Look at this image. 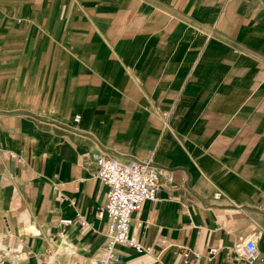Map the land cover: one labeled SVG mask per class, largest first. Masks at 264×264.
I'll return each instance as SVG.
<instances>
[{"label":"crops","instance_id":"crops-1","mask_svg":"<svg viewBox=\"0 0 264 264\" xmlns=\"http://www.w3.org/2000/svg\"><path fill=\"white\" fill-rule=\"evenodd\" d=\"M102 154L161 175L122 264H264V0H0V264H95Z\"/></svg>","mask_w":264,"mask_h":264},{"label":"built area","instance_id":"built-area-1","mask_svg":"<svg viewBox=\"0 0 264 264\" xmlns=\"http://www.w3.org/2000/svg\"><path fill=\"white\" fill-rule=\"evenodd\" d=\"M96 165V176L108 186V193L106 203L98 213L100 218L107 217V228L102 254L95 264H122L119 246L132 248L138 253L150 250L131 235L130 228L133 214L141 209L143 203L156 200L161 175L149 160L122 161L102 154L97 157ZM165 176L168 181L173 180L171 171H167ZM62 223L73 224L74 220H63ZM242 255L249 263L255 262L257 247L253 239L247 240Z\"/></svg>","mask_w":264,"mask_h":264}]
</instances>
